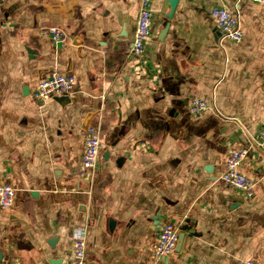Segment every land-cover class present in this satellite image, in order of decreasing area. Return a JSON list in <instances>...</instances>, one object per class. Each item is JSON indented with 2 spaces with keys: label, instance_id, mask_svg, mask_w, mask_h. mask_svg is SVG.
<instances>
[{
  "label": "crops",
  "instance_id": "crops-1",
  "mask_svg": "<svg viewBox=\"0 0 264 264\" xmlns=\"http://www.w3.org/2000/svg\"><path fill=\"white\" fill-rule=\"evenodd\" d=\"M140 0H0V264H61L86 229V264H264V6L249 0H155L146 55L131 52ZM240 16L224 39L214 8ZM61 29L66 44L42 35ZM55 72L77 79L69 102L33 98ZM193 99L211 109L189 113ZM101 131L93 177L78 168L86 131ZM246 149L245 200L220 179L228 150ZM66 190L64 192L63 190ZM179 231L157 259L160 227Z\"/></svg>",
  "mask_w": 264,
  "mask_h": 264
},
{
  "label": "built area",
  "instance_id": "built-area-1",
  "mask_svg": "<svg viewBox=\"0 0 264 264\" xmlns=\"http://www.w3.org/2000/svg\"><path fill=\"white\" fill-rule=\"evenodd\" d=\"M264 6V0H249ZM155 0H140L134 39L131 52L134 57L143 59L146 55V45L152 35L154 25L153 5ZM212 17L224 39L234 43L244 40V33L240 26V16L232 13L226 8H214ZM42 35L49 37L54 44H66L64 32L57 27H47L42 30ZM77 91V79L75 76L55 72L48 77L42 78L34 93L33 98L44 104L57 97H71ZM211 109V104L202 99H193L189 104V113L193 117H200ZM259 141L264 144V122L260 128ZM103 147L101 131L98 127L90 126L86 131L85 151L78 168V176L82 180L93 177L98 165ZM246 149L228 150L224 172L220 179L230 189L242 193L245 200H253L256 193V182L241 171L243 161L247 156ZM66 192V190H63ZM16 188L10 184L0 186V208L11 209L15 203ZM179 231L171 223H165L160 227L158 239L153 247L154 256L161 260L167 259L175 252L179 242ZM87 261V235L86 229L78 228L72 236V252L68 260L61 264H86ZM9 264H22L21 260L15 258ZM246 264H263L258 261L249 260Z\"/></svg>",
  "mask_w": 264,
  "mask_h": 264
},
{
  "label": "water",
  "instance_id": "water-1",
  "mask_svg": "<svg viewBox=\"0 0 264 264\" xmlns=\"http://www.w3.org/2000/svg\"><path fill=\"white\" fill-rule=\"evenodd\" d=\"M178 3H179V0H167L168 12L166 13V16L168 19H172ZM55 100L59 103H62V102H69L70 98L69 97H57V98H55ZM1 261H2V257H0V262Z\"/></svg>",
  "mask_w": 264,
  "mask_h": 264
}]
</instances>
